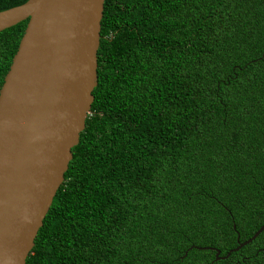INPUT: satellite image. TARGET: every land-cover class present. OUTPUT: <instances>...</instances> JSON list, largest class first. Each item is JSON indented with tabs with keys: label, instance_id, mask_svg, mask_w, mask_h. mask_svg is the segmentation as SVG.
<instances>
[{
	"label": "trees",
	"instance_id": "trees-1",
	"mask_svg": "<svg viewBox=\"0 0 264 264\" xmlns=\"http://www.w3.org/2000/svg\"><path fill=\"white\" fill-rule=\"evenodd\" d=\"M25 25L0 32V86ZM99 36L25 264H264V231L214 260L264 225V0H104Z\"/></svg>",
	"mask_w": 264,
	"mask_h": 264
},
{
	"label": "water",
	"instance_id": "water-1",
	"mask_svg": "<svg viewBox=\"0 0 264 264\" xmlns=\"http://www.w3.org/2000/svg\"><path fill=\"white\" fill-rule=\"evenodd\" d=\"M103 1L27 0L0 11V32L26 20L0 86V264H25L84 129ZM262 231L243 242L236 236L224 256L210 248L214 260Z\"/></svg>",
	"mask_w": 264,
	"mask_h": 264
}]
</instances>
